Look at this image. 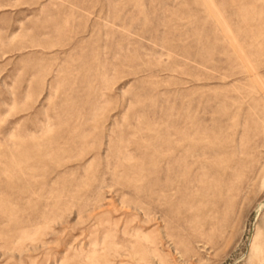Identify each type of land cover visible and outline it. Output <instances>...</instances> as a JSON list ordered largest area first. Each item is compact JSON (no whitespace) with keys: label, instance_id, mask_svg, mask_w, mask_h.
<instances>
[{"label":"rangeland","instance_id":"rangeland-1","mask_svg":"<svg viewBox=\"0 0 264 264\" xmlns=\"http://www.w3.org/2000/svg\"><path fill=\"white\" fill-rule=\"evenodd\" d=\"M0 264H264V0H0Z\"/></svg>","mask_w":264,"mask_h":264}]
</instances>
